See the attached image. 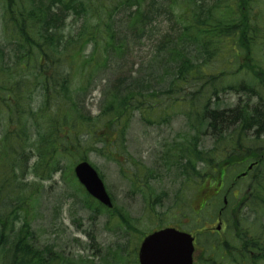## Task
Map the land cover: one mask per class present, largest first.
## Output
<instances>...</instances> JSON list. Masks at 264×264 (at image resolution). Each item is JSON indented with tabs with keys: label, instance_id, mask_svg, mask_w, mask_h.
Listing matches in <instances>:
<instances>
[{
	"label": "trees",
	"instance_id": "16d2710c",
	"mask_svg": "<svg viewBox=\"0 0 264 264\" xmlns=\"http://www.w3.org/2000/svg\"><path fill=\"white\" fill-rule=\"evenodd\" d=\"M254 3L0 0V264H94L40 245L33 225L40 187L29 177L52 180L64 160L78 163L92 153L118 164L135 115L147 126L168 122L178 104L190 135L174 144L164 169L175 166L199 188L232 165L257 162L250 191L231 201L241 213L247 208L249 218L227 210L234 246L219 258L222 264H264V227L253 229L255 220H264V56L255 57L264 53V19L250 10ZM147 41L154 54L136 69L130 58ZM244 69L249 80L232 84ZM96 81L102 99L92 115L87 101ZM227 92L249 99L223 109L220 95ZM204 137L213 139L211 150L199 149ZM85 197L86 207L99 214ZM198 197L209 199L203 190ZM112 213L136 230L122 209ZM217 258L199 264H217Z\"/></svg>",
	"mask_w": 264,
	"mask_h": 264
},
{
	"label": "rangeland",
	"instance_id": "374dc122",
	"mask_svg": "<svg viewBox=\"0 0 264 264\" xmlns=\"http://www.w3.org/2000/svg\"><path fill=\"white\" fill-rule=\"evenodd\" d=\"M250 10L264 19V0H255ZM158 26L162 30L166 28L164 22ZM153 54V42L147 41L134 50L130 61L136 65L137 69L151 59ZM263 54V51H257L256 59L261 61ZM235 68L236 66H233L232 71ZM238 74L239 81L250 78V75L246 74V69ZM232 82H234L233 77ZM98 83L96 81L94 85ZM239 99H242V105H245L249 96L227 92L220 95V104L223 109H234L238 106ZM100 100L101 86L97 85L96 91L88 98V109L93 115L99 112ZM256 103L257 101H254L252 105ZM179 108H175L168 123L147 126L138 114L131 121L123 139L126 149L120 154L122 156L120 159L124 161V159L131 158L139 161L140 174L137 173L133 163L121 161L122 165H119L98 153H92L88 158L103 175L114 203L129 217L136 230L127 229L118 216L113 215L111 211L102 209L99 214H96L86 207V197L70 169L72 165H76L77 159L73 157L64 160L63 172L54 176L50 181L42 183L32 176L28 179L29 182L40 187L33 224L38 233L40 245L42 247L53 245L55 250L65 256L89 260L94 264H137L138 258L135 255H137L136 252L138 253L142 237L157 228L167 227L170 224L177 225L187 232L196 233L200 226L213 224V230H215L217 226L215 216L222 207L224 196L231 189L233 182L237 181V177L246 172L250 163L228 167L222 195L214 199L210 206L196 217L194 210L201 205L199 204L201 197L195 199V193L198 190L195 183L185 181L175 166L167 172L164 169L165 154L168 152L166 157L172 158L171 148L175 142L186 139L190 135V128L183 117L184 110ZM201 144L199 149L204 151L214 147L211 137L202 138ZM254 172L255 167L250 171L248 179H242L237 183L238 195L246 192ZM133 174L137 177H133ZM216 180L217 178L214 177L210 179V182L214 183ZM210 182L207 180L201 183L200 188H206ZM180 196L186 203L171 213L172 205ZM228 196L234 200L233 190ZM242 209L243 213L238 214L249 218L247 216L249 210ZM248 224L251 225L252 220H249ZM255 225L253 229H263L264 220H255ZM201 233L203 236L200 234L197 239L199 250L195 255L196 264H199L201 258L215 255L218 257L216 263L222 264L224 261L219 256L225 249L223 246L225 245L228 251L231 249V244L234 246L232 229L225 233L223 230L221 234L214 233V235L206 230ZM213 247H215L214 250ZM115 255L116 257L119 255L121 260L114 259Z\"/></svg>",
	"mask_w": 264,
	"mask_h": 264
},
{
	"label": "water",
	"instance_id": "95a60500",
	"mask_svg": "<svg viewBox=\"0 0 264 264\" xmlns=\"http://www.w3.org/2000/svg\"><path fill=\"white\" fill-rule=\"evenodd\" d=\"M75 173L91 196L108 207H113L104 182L96 169L88 162L80 163ZM194 238L174 228L155 232L142 243L140 264H194Z\"/></svg>",
	"mask_w": 264,
	"mask_h": 264
},
{
	"label": "flooded vegetation",
	"instance_id": "af4514ba",
	"mask_svg": "<svg viewBox=\"0 0 264 264\" xmlns=\"http://www.w3.org/2000/svg\"><path fill=\"white\" fill-rule=\"evenodd\" d=\"M217 191H218V189H217ZM218 193V192H217Z\"/></svg>",
	"mask_w": 264,
	"mask_h": 264
}]
</instances>
